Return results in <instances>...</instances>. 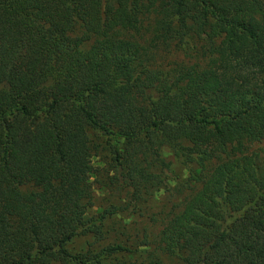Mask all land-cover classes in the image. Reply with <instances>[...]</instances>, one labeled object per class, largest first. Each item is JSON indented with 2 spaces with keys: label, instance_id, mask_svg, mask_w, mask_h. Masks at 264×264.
I'll return each mask as SVG.
<instances>
[{
  "label": "trees",
  "instance_id": "obj_1",
  "mask_svg": "<svg viewBox=\"0 0 264 264\" xmlns=\"http://www.w3.org/2000/svg\"><path fill=\"white\" fill-rule=\"evenodd\" d=\"M0 264H264V0H0Z\"/></svg>",
  "mask_w": 264,
  "mask_h": 264
},
{
  "label": "rangeland",
  "instance_id": "obj_2",
  "mask_svg": "<svg viewBox=\"0 0 264 264\" xmlns=\"http://www.w3.org/2000/svg\"><path fill=\"white\" fill-rule=\"evenodd\" d=\"M259 147H262V145H256V146H254L253 148L256 149V148H259ZM174 167L177 168V167H176V164H175ZM102 193H103V192H98V195H100V198H99V200H98L99 203H100V199L102 198ZM159 197L161 198V196H159ZM159 197H158V198H159ZM154 205L157 206V205H158V201H155V202H154ZM150 229H151V228H150ZM150 229H149V230H150ZM156 231H157V227H152L151 232H152V233H155ZM81 244H82V243H81Z\"/></svg>",
  "mask_w": 264,
  "mask_h": 264
}]
</instances>
